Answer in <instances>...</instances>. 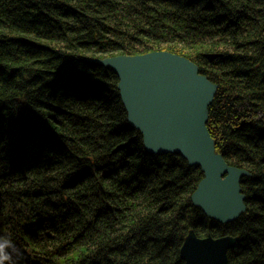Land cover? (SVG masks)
Here are the masks:
<instances>
[{
  "label": "trees",
  "instance_id": "16d2710c",
  "mask_svg": "<svg viewBox=\"0 0 264 264\" xmlns=\"http://www.w3.org/2000/svg\"><path fill=\"white\" fill-rule=\"evenodd\" d=\"M155 51L218 87L208 132L250 174L231 223L192 205L199 168L144 150L94 62ZM262 72L264 0H0V236L15 264H184L189 231L236 238L228 264H264Z\"/></svg>",
  "mask_w": 264,
  "mask_h": 264
},
{
  "label": "water",
  "instance_id": "95a60500",
  "mask_svg": "<svg viewBox=\"0 0 264 264\" xmlns=\"http://www.w3.org/2000/svg\"><path fill=\"white\" fill-rule=\"evenodd\" d=\"M204 57L212 62L220 55ZM94 62L117 76L116 89L126 121L141 134L144 150L154 155H178L190 167L200 169L202 179L190 196L192 205L218 224L238 219L246 210L240 181L250 174L229 166L215 151L207 122L217 85L201 75L195 63L166 51ZM14 73L12 70L11 75ZM261 82L264 85V72ZM236 241L230 236L199 238L189 231L179 258L184 264H228L227 253Z\"/></svg>",
  "mask_w": 264,
  "mask_h": 264
},
{
  "label": "clouds",
  "instance_id": "9594fccd",
  "mask_svg": "<svg viewBox=\"0 0 264 264\" xmlns=\"http://www.w3.org/2000/svg\"><path fill=\"white\" fill-rule=\"evenodd\" d=\"M13 252H15V244L10 234L0 236V264H15Z\"/></svg>",
  "mask_w": 264,
  "mask_h": 264
},
{
  "label": "rangeland",
  "instance_id": "374dc122",
  "mask_svg": "<svg viewBox=\"0 0 264 264\" xmlns=\"http://www.w3.org/2000/svg\"><path fill=\"white\" fill-rule=\"evenodd\" d=\"M111 57H114V56H111ZM230 166V165H229Z\"/></svg>",
  "mask_w": 264,
  "mask_h": 264
}]
</instances>
